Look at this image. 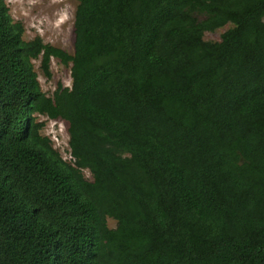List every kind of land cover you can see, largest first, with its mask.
Returning <instances> with one entry per match:
<instances>
[{"label": "trees", "instance_id": "1", "mask_svg": "<svg viewBox=\"0 0 264 264\" xmlns=\"http://www.w3.org/2000/svg\"><path fill=\"white\" fill-rule=\"evenodd\" d=\"M76 1L70 54L0 0V264H264V0Z\"/></svg>", "mask_w": 264, "mask_h": 264}, {"label": "rangeland", "instance_id": "2", "mask_svg": "<svg viewBox=\"0 0 264 264\" xmlns=\"http://www.w3.org/2000/svg\"><path fill=\"white\" fill-rule=\"evenodd\" d=\"M5 3L13 22L22 25L25 40L41 38L47 45L61 48L70 54L74 53L76 0H5ZM227 29L207 33L206 40L220 41ZM33 64L42 91L48 96L53 97L61 86L71 87V66L52 59L51 76L48 77L42 70L41 61L35 60ZM40 119L46 122L43 134L52 139L54 148L61 153L64 160L71 162L68 122L50 120L43 116ZM85 175L89 180L92 179L89 171H86ZM108 224L111 228H115L117 222L109 219Z\"/></svg>", "mask_w": 264, "mask_h": 264}, {"label": "clouds", "instance_id": "3", "mask_svg": "<svg viewBox=\"0 0 264 264\" xmlns=\"http://www.w3.org/2000/svg\"><path fill=\"white\" fill-rule=\"evenodd\" d=\"M86 171H87V170H85L84 173H85ZM85 177H86V175H85ZM87 180H88V178H87Z\"/></svg>", "mask_w": 264, "mask_h": 264}]
</instances>
